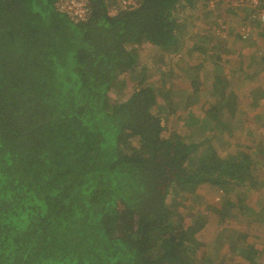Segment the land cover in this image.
I'll list each match as a JSON object with an SVG mask.
<instances>
[{"label": "trees", "instance_id": "obj_1", "mask_svg": "<svg viewBox=\"0 0 264 264\" xmlns=\"http://www.w3.org/2000/svg\"><path fill=\"white\" fill-rule=\"evenodd\" d=\"M211 2L140 0L111 16L105 0H90V16L75 22L57 0H0V264H198L209 221L200 213L188 223L177 207L201 184L243 205L241 194L264 172L263 129L248 136L262 135L260 145H249L254 153L200 149L211 126L223 143L231 128L221 130L229 125L216 117L240 101L228 75L236 69L223 71L217 60L235 52L242 32L234 28L264 11L263 1L241 11L221 1L213 13ZM200 5L208 10L201 25L211 30L204 41V29L188 38L183 18L185 11L199 15ZM147 45L168 60L183 51L205 59L193 74L198 107L185 120L186 138L172 123L188 90L156 88L168 81L155 82L139 64ZM260 52L241 75L264 82ZM130 81L137 89L125 96ZM238 208L249 214L247 205ZM257 238L236 230L226 259L219 233L213 252L202 253L216 264H243L239 255L250 264Z\"/></svg>", "mask_w": 264, "mask_h": 264}, {"label": "rangeland", "instance_id": "obj_2", "mask_svg": "<svg viewBox=\"0 0 264 264\" xmlns=\"http://www.w3.org/2000/svg\"><path fill=\"white\" fill-rule=\"evenodd\" d=\"M221 1L240 11L246 6L260 8L262 1L264 2V0H212L208 6V10L216 13L215 4ZM199 7V15L193 14L191 11H185L183 18L186 23H188L187 26L190 27L191 30L188 38H192V35H195L199 29H204L203 35L199 36L201 41H204L206 40L205 38L211 34V30L207 31L208 27L204 25L203 28V24L201 25L204 16L208 13L207 8L201 5ZM241 13V18L243 19L245 12ZM258 21L261 23L263 22L260 20V17L251 15L250 19L247 20L249 25L240 23V26L235 27L234 32H242L241 40L234 43L235 52L220 55L219 57H221V60L223 59V63L217 60L221 63V70L223 71L226 65L229 66L230 69H236L235 73H229L228 75L231 76V80L233 81L235 91L240 101L237 105H234L231 100L229 105L231 107L230 110L227 108L221 109L222 114H220V117H216V120L220 123L223 120L226 122L225 124L229 125H225L223 128V125L220 126L221 130L225 127L228 129L231 128L225 131V140L223 143H221L218 138L219 133L217 127L211 126V138L201 146V150H204L212 144L215 146L216 150L222 154H228L227 151H234L236 149L254 153L255 150L250 146L260 145L259 140L262 138V135L259 134V131H262V129L264 130V82L259 79L256 73H252V75L245 77L241 75V72L245 70L246 61L249 60V58L253 56L255 61H258L260 60L258 52L263 51L264 53V22L259 24ZM257 25L259 26L257 27ZM217 30L223 35H228L221 31V29L217 28ZM139 52V64L148 69L150 78H154L155 82H159V79H166L168 81L166 83L163 82V85L156 86L157 89L164 87V91L168 95H170V91L174 87V84L179 86L182 90H188L183 97L182 107L181 109L179 108L177 115L173 117L172 123L174 129H176L174 134L177 137H183L190 127V124L188 126L185 120L194 114L198 107L197 97L192 95L193 90L191 88V83L193 74L203 66L205 59L198 53L190 54L189 52L183 51L181 57L180 55H175L171 60H168V56L170 57V55H160L158 48L151 45L139 49ZM168 67L171 68V70L169 69L171 73L170 76L168 75L169 72L166 70ZM219 70L216 69L215 72H219ZM210 85L211 84L205 86V88L211 87ZM135 89H137L136 85H133L130 81L125 89V96L130 95ZM229 89L230 87L228 90ZM111 94L113 93L111 92L110 95ZM111 96L115 98V100L121 97V95L114 94ZM179 116L181 117L180 119H178ZM256 132H259L257 136L248 138L249 135H256ZM257 180L258 184L255 187L249 189L245 195L241 194L240 196L245 201L244 204L248 206L249 214L245 216L238 208L240 206L244 207V204L237 205V207L231 206L226 200V195L223 191L212 184L199 185L197 187V193L191 198L190 202L186 206L180 207L179 205L177 207L178 209L181 208L179 215L188 223L196 215H206L209 221L208 231L210 235L208 237V243L203 245L204 248L202 252L205 251V247H209L213 252L215 248L213 240L219 233H223L225 244L222 248V252L225 253L224 257H227L226 259H230L233 257L231 250L236 245V242H231L232 235L236 230L247 231L251 236L258 237L256 245L258 253H255V261L250 262V264H264V217L262 215L258 216L261 213L260 209L264 206V172L259 171ZM176 201H179V199H176ZM222 209L224 210V214L222 213L220 216L219 210L222 211ZM221 217L225 219V226H220ZM202 252L195 254V260L198 264L217 263L216 258H214L212 254L203 256ZM236 259L240 260L243 264H249L244 256L239 255Z\"/></svg>", "mask_w": 264, "mask_h": 264}, {"label": "built area", "instance_id": "obj_3", "mask_svg": "<svg viewBox=\"0 0 264 264\" xmlns=\"http://www.w3.org/2000/svg\"><path fill=\"white\" fill-rule=\"evenodd\" d=\"M107 2V12L111 16L118 15L124 11L134 10L140 0H105ZM58 8L67 13L75 22L86 20L92 11L90 0H57ZM264 22V11L260 16ZM262 22V23H263Z\"/></svg>", "mask_w": 264, "mask_h": 264}]
</instances>
